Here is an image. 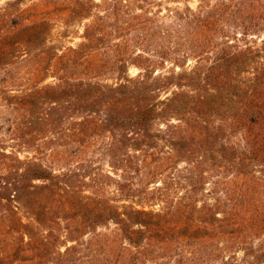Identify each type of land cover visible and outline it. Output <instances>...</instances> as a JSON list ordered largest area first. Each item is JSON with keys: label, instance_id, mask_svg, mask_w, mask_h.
<instances>
[{"label": "trees", "instance_id": "obj_1", "mask_svg": "<svg viewBox=\"0 0 264 264\" xmlns=\"http://www.w3.org/2000/svg\"><path fill=\"white\" fill-rule=\"evenodd\" d=\"M23 1L0 10V69L32 67L36 80L7 101L22 111L10 138L33 155L0 142V264H64L55 260L85 243L92 261L107 264H264V39L249 41L264 33V0L164 9L115 0L73 48V80L43 85L49 18L40 2L25 16ZM92 5L75 0L73 12ZM104 60L114 83L100 80ZM168 60L174 68L160 72ZM92 147L121 171L114 194L91 164L81 172L42 160L70 165ZM179 161L190 165L184 185ZM207 174L217 179L212 202ZM168 181L184 193L173 197ZM111 223L112 232L98 231Z\"/></svg>", "mask_w": 264, "mask_h": 264}, {"label": "rangeland", "instance_id": "obj_2", "mask_svg": "<svg viewBox=\"0 0 264 264\" xmlns=\"http://www.w3.org/2000/svg\"><path fill=\"white\" fill-rule=\"evenodd\" d=\"M8 1L12 0H0V10L5 8V5ZM91 1L97 2L99 6L92 5L93 7L89 11H85L84 15H80L81 13L77 15L73 12V8L75 7V0H24L20 4L21 8L27 9L25 16H29L30 14L34 13V9H32V7H34L33 5L35 4V2H40V9H38L37 11H40L42 16L49 18V31L47 34L46 46L49 48L52 59H50V65L49 63H47L46 65V61L43 63V65H45V69L42 71L39 78H37V80L40 82L39 85L59 83V76H66V78H70L71 80H73V48L78 47V45L84 41L85 27L95 18L94 16L96 14H103L105 12V9H107L110 5L119 4L118 2H115V0ZM156 1L162 3V9H164L165 7L175 6L183 8L186 3L192 7H195L197 3L195 0H191L189 2H186V0H180L179 2H177L176 0ZM113 39L116 42L120 40L118 36H114ZM263 39L264 33L260 32L257 35L250 36L249 41H257L258 43H261V40ZM137 49L138 48H135V50ZM101 64H103V66H101L102 68L100 72V80L108 83H114L116 81L117 75L105 71L109 67V64L106 62V60L102 61ZM194 65L195 60L189 59L186 68L193 67ZM163 68L164 69L160 70V72H167L171 68H174V66L173 64H171V61L168 60L164 64ZM29 70H32V67H27L26 65L14 66L9 70H6L5 68L0 69V142L5 143L8 149L15 151L20 150V158L32 156L33 153L29 152L30 149L25 144H20L21 141H18L17 139L13 140L10 138L8 128L14 122L15 117L19 116L20 112L22 111L14 109V107L8 103L7 97L10 94H21L22 91H24L29 86V82H34L33 80H36L35 78H33L32 80L31 73H28ZM177 70H179V68ZM129 72L131 75L135 76L140 72V69L136 65H130ZM11 78H14V80L16 81H13ZM11 84L14 85L12 86ZM162 95H164V93H162ZM93 148L94 147L85 149V151L87 152L84 151L82 155H79L80 157H73V161L70 162V165H66L65 163L56 161L53 162V160H51V158L49 157L42 158V160L45 164L54 169H61L65 166H71L73 167V169H75L76 167H82L81 172H83L87 164H91V167H88V173H92L94 175L103 173L104 180L102 181L108 184L107 188L114 194V191H116L115 183L119 180L121 171L119 168H113L110 164L109 157L101 154V151L96 150V153H92ZM175 166L177 167V169L181 170L179 172L181 176L178 179L183 182L181 183V185H184V182L186 181L184 179L189 176L186 168L190 167V165H188L184 161H179L175 164ZM98 167H100V169H97ZM171 171H174V169H169L167 174H169ZM107 174H109L110 176H108ZM203 180L205 181L204 194H208L207 200H210V202H212V197L216 193H212V195L209 197L208 192L209 190L212 191L213 187H215L213 182L217 179L215 176L213 177L211 176V174H207L205 178H203ZM155 181V185L157 183H161V179L159 177L155 179ZM86 182L89 184H93V181L89 177L86 178ZM167 184L171 186V188H173V197L180 196L184 193L181 185L179 187H173L176 186L173 181H168ZM85 189L90 190L91 188L89 186H86ZM199 196L201 197L202 193ZM114 228L115 225L111 223L110 228L102 226L99 227L98 231L107 234L112 232ZM90 237L91 236L88 235L84 237L83 240L87 242ZM67 246H73V241H68L67 245H62L61 251L64 252ZM87 246L88 244L86 243L82 247L80 246L82 249V253H76L73 255L72 250L65 257H59L55 261L64 264L67 262V264H107L104 260L92 261V257L90 255L91 250L89 248H86ZM238 256L242 257L243 251H239ZM162 260L163 261L160 262H165L164 264H173L172 262H168L164 259ZM208 263L216 264V261L211 260L202 264ZM147 264L155 263L147 261Z\"/></svg>", "mask_w": 264, "mask_h": 264}]
</instances>
